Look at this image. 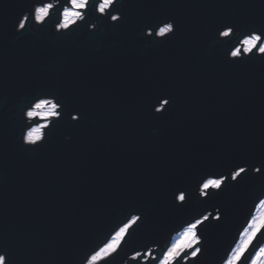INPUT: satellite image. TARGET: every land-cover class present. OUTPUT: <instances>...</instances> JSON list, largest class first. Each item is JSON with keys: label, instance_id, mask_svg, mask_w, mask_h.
<instances>
[{"label": "water", "instance_id": "95a60500", "mask_svg": "<svg viewBox=\"0 0 264 264\" xmlns=\"http://www.w3.org/2000/svg\"><path fill=\"white\" fill-rule=\"evenodd\" d=\"M31 7L32 0H0V245L15 247L19 264H76L126 199L220 152L264 148V65L220 66L203 22L231 10L189 7L178 10L184 37L176 43L148 49L113 37L74 55L62 87L84 102L82 129L71 141L60 132L45 148L20 153L16 102L47 63L30 50L31 37L13 32ZM156 95L176 99L160 121L144 117L145 98ZM224 242L226 235L214 237L208 264ZM130 256L121 264H136Z\"/></svg>", "mask_w": 264, "mask_h": 264}, {"label": "snow or ice", "instance_id": "6c2138e0", "mask_svg": "<svg viewBox=\"0 0 264 264\" xmlns=\"http://www.w3.org/2000/svg\"><path fill=\"white\" fill-rule=\"evenodd\" d=\"M189 7L231 10L213 12L203 22L220 66L264 65V0H32L12 28L20 40L31 37L30 50L47 63L16 102L18 151L43 149L60 132L71 141L82 129L84 102L62 87L74 55L100 50L113 37L148 49L176 43L184 37L178 10ZM175 104L170 95L146 97L144 117L163 120ZM3 137L0 119V151ZM118 212L107 231L78 251L76 264H121L128 252L136 264H208L220 234L226 242L215 247L213 264H264V148L220 152L126 199ZM18 257L15 247L0 245V264H19Z\"/></svg>", "mask_w": 264, "mask_h": 264}, {"label": "bare ground", "instance_id": "6f19581e", "mask_svg": "<svg viewBox=\"0 0 264 264\" xmlns=\"http://www.w3.org/2000/svg\"><path fill=\"white\" fill-rule=\"evenodd\" d=\"M52 1H54V0H52ZM52 1H51V2H52ZM154 255H156V254L154 253ZM126 264H128V261L126 262ZM147 264H151V263H147Z\"/></svg>", "mask_w": 264, "mask_h": 264}, {"label": "flooded vegetation", "instance_id": "af4514ba", "mask_svg": "<svg viewBox=\"0 0 264 264\" xmlns=\"http://www.w3.org/2000/svg\"><path fill=\"white\" fill-rule=\"evenodd\" d=\"M52 2H54V1H52Z\"/></svg>", "mask_w": 264, "mask_h": 264}, {"label": "rangeland", "instance_id": "374dc122", "mask_svg": "<svg viewBox=\"0 0 264 264\" xmlns=\"http://www.w3.org/2000/svg\"><path fill=\"white\" fill-rule=\"evenodd\" d=\"M41 122H43V121H41Z\"/></svg>", "mask_w": 264, "mask_h": 264}]
</instances>
